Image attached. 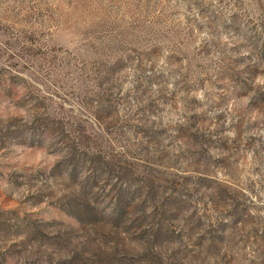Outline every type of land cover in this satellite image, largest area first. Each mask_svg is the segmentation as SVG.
<instances>
[{"label": "rangeland", "instance_id": "374dc122", "mask_svg": "<svg viewBox=\"0 0 264 264\" xmlns=\"http://www.w3.org/2000/svg\"><path fill=\"white\" fill-rule=\"evenodd\" d=\"M0 264H264V0H0Z\"/></svg>", "mask_w": 264, "mask_h": 264}]
</instances>
